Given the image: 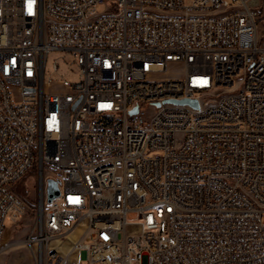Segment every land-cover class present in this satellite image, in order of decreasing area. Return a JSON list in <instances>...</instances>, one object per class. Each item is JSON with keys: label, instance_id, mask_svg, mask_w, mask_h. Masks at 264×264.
Segmentation results:
<instances>
[{"label": "built area", "instance_id": "1", "mask_svg": "<svg viewBox=\"0 0 264 264\" xmlns=\"http://www.w3.org/2000/svg\"><path fill=\"white\" fill-rule=\"evenodd\" d=\"M27 174L36 264H264V0H0V239Z\"/></svg>", "mask_w": 264, "mask_h": 264}, {"label": "rangeland", "instance_id": "2", "mask_svg": "<svg viewBox=\"0 0 264 264\" xmlns=\"http://www.w3.org/2000/svg\"><path fill=\"white\" fill-rule=\"evenodd\" d=\"M105 5L98 7V12L102 13ZM55 62L60 67L54 69ZM181 68V74L184 69L178 64L170 66L171 73ZM79 67L71 54L62 50H53L47 56L45 78H51L54 81L52 89L58 87V82L62 79L75 81L78 78ZM62 89V86H60ZM37 179L33 174H27L15 185V191L23 197L28 205V211L22 220L13 223L10 220L5 221L6 230L0 239V264H36L33 249L25 243L27 235L31 232L35 220L37 209ZM50 204H47L49 206ZM264 219V214H263Z\"/></svg>", "mask_w": 264, "mask_h": 264}, {"label": "water", "instance_id": "3", "mask_svg": "<svg viewBox=\"0 0 264 264\" xmlns=\"http://www.w3.org/2000/svg\"><path fill=\"white\" fill-rule=\"evenodd\" d=\"M167 101L174 102L177 104H190L196 107L198 106V101L192 98H183V99H178V100L171 99ZM137 109L138 108H135V111H137ZM47 193H48V202H51L55 197H57L60 194L58 183L53 178L48 179Z\"/></svg>", "mask_w": 264, "mask_h": 264}]
</instances>
